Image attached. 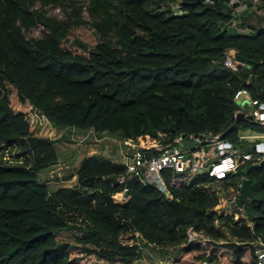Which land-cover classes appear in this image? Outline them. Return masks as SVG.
Listing matches in <instances>:
<instances>
[{"label":"trees","instance_id":"trees-1","mask_svg":"<svg viewBox=\"0 0 264 264\" xmlns=\"http://www.w3.org/2000/svg\"><path fill=\"white\" fill-rule=\"evenodd\" d=\"M229 1L0 0V147L25 139L32 156L29 166L0 162V264H93L90 257L133 264L142 245L179 246L172 264H256L252 240L264 241V164L248 169L253 161L246 162L220 180L164 169L166 198L152 184L118 183L124 166L94 155L80 160L77 184L50 194L37 171L57 162L55 141L34 135L25 119L31 105L57 128L131 139L148 156L164 147L161 133L173 140L227 130L223 139L254 153L238 130L264 132V126L236 121L234 94L243 86L264 101V0H245L247 9L236 14ZM55 8L63 16L50 15ZM233 19L248 32L234 35L219 26ZM38 24L41 36L27 38ZM229 48L249 67H225ZM241 177L250 180L254 199L233 211H242L252 227L239 220L229 231L240 241H218L223 235L208 212L217 196L206 187L234 185ZM125 186L127 200L120 202ZM61 207L76 210L84 227ZM188 227L208 239L186 243ZM69 230L88 236L79 244L58 242L55 234Z\"/></svg>","mask_w":264,"mask_h":264},{"label":"built area","instance_id":"built-area-1","mask_svg":"<svg viewBox=\"0 0 264 264\" xmlns=\"http://www.w3.org/2000/svg\"><path fill=\"white\" fill-rule=\"evenodd\" d=\"M205 1L210 2V0ZM249 1L256 4L259 0ZM232 4H235L233 12L235 14L247 9V2L245 0H230L229 5ZM172 9L174 14L179 13L176 4L172 6ZM230 22L232 26L237 28L238 33L248 32V29L241 26L242 21L239 19H233ZM233 52L234 50L229 48L223 53V65L232 71L248 68L249 65L245 62H239L233 58ZM249 82L250 79L248 78L246 83L248 84ZM262 92H264V86ZM234 100L238 105V109L234 114L235 117L238 112H242L244 118L249 116L250 119L248 120L257 125L264 126V101L251 97L248 89L243 86L235 92ZM243 102L247 103V109L243 108ZM39 115L46 119L33 106H28L25 119L30 128L38 123ZM46 121L48 120L46 119ZM245 130H238L239 140L246 141V137L243 135ZM199 135H201L200 138ZM158 139L160 141H165V145L158 154L151 156H148L147 153L142 150L140 146L141 143L131 139L122 140L120 154H122L123 159L120 163L124 166V170L116 176L118 183L125 184L127 180L135 176L143 185L152 184L160 193H163L166 198H170L161 176V171L164 169H170L176 173H187L190 176L206 174L209 177L220 180L226 177L227 174H236L241 164L249 161H253V164L259 163L264 159V149L261 146L264 140L258 142L253 141L252 149L254 153H250L244 152L241 148L223 139V137H220V133L178 134L173 140H170L167 135L161 133ZM208 148H213L214 153L208 154ZM244 178L246 177H241L234 185L228 184L225 190L227 194L225 203H233L238 195V187L241 185V181ZM118 197L120 202H125L127 200L126 186L120 191ZM207 239L208 238L203 233L193 230L191 227L185 229L186 243H203ZM252 243L254 244L256 264H264V241L259 236H256L252 240ZM198 264H206V262H199Z\"/></svg>","mask_w":264,"mask_h":264},{"label":"rangeland","instance_id":"rangeland-1","mask_svg":"<svg viewBox=\"0 0 264 264\" xmlns=\"http://www.w3.org/2000/svg\"><path fill=\"white\" fill-rule=\"evenodd\" d=\"M49 14L57 17L63 16L58 8L49 10ZM259 17L256 16V18ZM42 30L43 27L38 24V26L26 32L25 35L27 38L40 37ZM30 130L36 136L55 141L54 145L58 153L57 162L50 167L37 171L38 180L46 182L50 194L55 193L59 187H70L78 183L77 170L83 157L101 155L112 162H121L123 159L122 154H120L123 139L119 136H111L109 134L98 135L93 131H77L74 129L69 132L67 129L53 126L41 115L38 116V123L34 124ZM261 130L264 131L263 128ZM0 162L10 166H29L32 162V156L27 147L26 140L20 139L16 141L14 146L9 148L0 147ZM67 176H69L68 179H66ZM227 187L228 184L220 182H214L206 187L217 196V203L209 208L208 212L214 217L213 228L219 230L223 235L217 238V240H233L238 242L240 239L229 231L230 228L238 227L240 225L239 220H243L244 224L249 228L252 227V223L242 211L240 214L234 213V204L232 202L225 203V197L227 196L225 190ZM60 209L70 217V221L77 227H84L85 222L76 210L66 207H61ZM199 232L203 233L207 238L209 237L204 231ZM86 236L88 235L84 234L81 230L61 231L55 234L58 242H69L72 244H79L78 239ZM178 247L172 245H164L162 247L142 245V256L140 259L135 260L133 264H172V256ZM87 260L93 264H107L105 261L94 260L91 257L87 258Z\"/></svg>","mask_w":264,"mask_h":264},{"label":"water","instance_id":"water-1","mask_svg":"<svg viewBox=\"0 0 264 264\" xmlns=\"http://www.w3.org/2000/svg\"><path fill=\"white\" fill-rule=\"evenodd\" d=\"M201 1H204V0H201ZM209 5H211L210 2H208ZM220 27H222V29L224 31H227L228 33L230 34H238V30L235 26H232L231 25V22L227 23V24H224V23H220L219 25ZM243 108L244 109H247V103L244 102L243 103ZM244 118V115L242 112H238L235 119L236 121L237 120H240ZM247 119H250L249 116H246ZM236 127V123H233L230 127H229V130H233L234 128ZM227 133V130H225L224 132H222L220 134V137H223L225 134ZM201 137V135H199V138ZM262 148L264 149V143L261 144ZM264 164V159H262L259 163H254V164H251L248 169H251V168H257L261 165ZM133 180H138L137 177H132ZM254 197H253V193H252V186H251V183H250V180L248 178H244L242 179L241 181V185L238 187V195L236 196L235 200L233 201V204H234V207H242L243 206V203H245L247 200H253Z\"/></svg>","mask_w":264,"mask_h":264},{"label":"crops","instance_id":"crops-1","mask_svg":"<svg viewBox=\"0 0 264 264\" xmlns=\"http://www.w3.org/2000/svg\"><path fill=\"white\" fill-rule=\"evenodd\" d=\"M256 16H260L259 19L262 17V13L261 12H257L255 14V17ZM248 132V133H246ZM264 132H255V131H252L250 129H247L243 132V135L246 137V141H249V142H253V141H262L264 140V136H263Z\"/></svg>","mask_w":264,"mask_h":264}]
</instances>
